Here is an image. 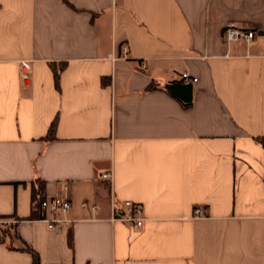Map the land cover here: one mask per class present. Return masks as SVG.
Here are the masks:
<instances>
[{
	"label": "crops",
	"instance_id": "0c3cea01",
	"mask_svg": "<svg viewBox=\"0 0 264 264\" xmlns=\"http://www.w3.org/2000/svg\"><path fill=\"white\" fill-rule=\"evenodd\" d=\"M36 182L71 203L58 230L29 219ZM0 216L40 264H264V0H0Z\"/></svg>",
	"mask_w": 264,
	"mask_h": 264
},
{
	"label": "built area",
	"instance_id": "2783aa9c",
	"mask_svg": "<svg viewBox=\"0 0 264 264\" xmlns=\"http://www.w3.org/2000/svg\"><path fill=\"white\" fill-rule=\"evenodd\" d=\"M257 37V31L254 29L240 27L235 24H230L222 31V38L226 43H244L248 44ZM122 59L127 58V47L123 46L120 50ZM141 69H145V65L142 64ZM20 76L23 81L29 79L31 73V64L27 61H22L19 64ZM181 79L184 83H195L196 78H191L187 73L181 75ZM103 179L110 180V174L102 176ZM83 209L95 212L96 206L89 201H84L81 204ZM71 209V203L64 198L54 197L45 198L41 203L42 218L50 229L58 230L63 224L68 223L66 215ZM62 216V217H61ZM193 216L199 218L203 216V211L196 207L193 209ZM114 220L121 221L129 224L133 228L140 229L143 227L145 217L143 215L142 207L139 204L131 201H124L122 207L114 211Z\"/></svg>",
	"mask_w": 264,
	"mask_h": 264
},
{
	"label": "trees",
	"instance_id": "16d2710c",
	"mask_svg": "<svg viewBox=\"0 0 264 264\" xmlns=\"http://www.w3.org/2000/svg\"><path fill=\"white\" fill-rule=\"evenodd\" d=\"M62 67L59 69H54V75L55 79L57 80L58 78V73L61 71ZM155 88L154 85H150L149 89ZM55 126V121L51 124L50 130H52ZM44 184L40 182H36L33 185L32 191H31V214L29 216L30 220H36V219H41L42 218V212H41V203L45 199L44 195ZM0 218H5V216H0ZM2 226H0V229ZM15 229V227H14ZM15 239L16 241H19L20 244V250L27 252L31 255L32 258V264H40L39 263V258L37 253L31 249L29 246H27L18 236L15 231ZM6 239H1L0 242L5 241ZM7 241V240H6ZM9 243V248L13 249V244L11 242L7 241Z\"/></svg>",
	"mask_w": 264,
	"mask_h": 264
},
{
	"label": "water",
	"instance_id": "95a60500",
	"mask_svg": "<svg viewBox=\"0 0 264 264\" xmlns=\"http://www.w3.org/2000/svg\"><path fill=\"white\" fill-rule=\"evenodd\" d=\"M192 88L191 83H171L164 86L171 95L179 99L184 104L191 103L192 100Z\"/></svg>",
	"mask_w": 264,
	"mask_h": 264
},
{
	"label": "rangeland",
	"instance_id": "374dc122",
	"mask_svg": "<svg viewBox=\"0 0 264 264\" xmlns=\"http://www.w3.org/2000/svg\"><path fill=\"white\" fill-rule=\"evenodd\" d=\"M14 221L15 220H3L0 224L2 228L0 229V240L6 239L11 242V244H15L20 246V244L15 239V229H14Z\"/></svg>",
	"mask_w": 264,
	"mask_h": 264
}]
</instances>
